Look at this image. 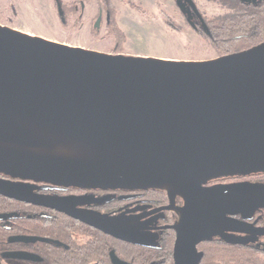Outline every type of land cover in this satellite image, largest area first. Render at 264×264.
Instances as JSON below:
<instances>
[{
	"label": "water",
	"instance_id": "water-1",
	"mask_svg": "<svg viewBox=\"0 0 264 264\" xmlns=\"http://www.w3.org/2000/svg\"><path fill=\"white\" fill-rule=\"evenodd\" d=\"M0 172L183 195L175 264H199L196 244L219 232L230 208L264 206V186L201 188L209 178L264 172V42L176 61L106 54L0 25ZM23 192L0 180L1 195L24 200ZM26 200L62 210L65 203Z\"/></svg>",
	"mask_w": 264,
	"mask_h": 264
},
{
	"label": "flooded vegetation",
	"instance_id": "flooded-vegetation-1",
	"mask_svg": "<svg viewBox=\"0 0 264 264\" xmlns=\"http://www.w3.org/2000/svg\"><path fill=\"white\" fill-rule=\"evenodd\" d=\"M54 1L59 12H66V9L83 12L85 8L84 3L78 7L64 0ZM236 1L244 4L260 2ZM107 2L102 0L99 3L95 25L98 31L103 26L106 30L110 23V12L105 8ZM174 2L195 30L221 27L219 23L206 18L196 0L192 2L203 22L187 0ZM112 4L114 6V0ZM233 9L235 12L238 10L234 6ZM0 180L25 188L22 193L24 200L0 194V261L117 264L113 260L116 257L126 264H175L174 254L179 236L175 227L182 225L186 207L183 195L171 196L167 189L155 187L68 186L3 172H0ZM220 185L260 190V186H264V172L209 178L201 188ZM32 196L63 200L65 203L60 205L64 208L26 200ZM230 211L225 213V220L217 225L219 232L210 234L196 244L197 252L202 254L199 264H260V255L264 257V206L259 203L251 208L232 207ZM77 214L91 222L76 217ZM250 254L257 258L253 259Z\"/></svg>",
	"mask_w": 264,
	"mask_h": 264
},
{
	"label": "rangeland",
	"instance_id": "rangeland-1",
	"mask_svg": "<svg viewBox=\"0 0 264 264\" xmlns=\"http://www.w3.org/2000/svg\"><path fill=\"white\" fill-rule=\"evenodd\" d=\"M64 1L78 7L84 3V11L68 10L66 17H61L54 0H0V25L106 54L176 61H202L221 55L187 23L174 0H114L115 22L125 37L118 53H114L116 41L114 36H107V28L104 30L103 26L98 31L95 27L100 0ZM196 3L208 20L235 12V2L231 0H196ZM0 264L34 263L9 259ZM260 264H264L262 255Z\"/></svg>",
	"mask_w": 264,
	"mask_h": 264
},
{
	"label": "trees",
	"instance_id": "trees-1",
	"mask_svg": "<svg viewBox=\"0 0 264 264\" xmlns=\"http://www.w3.org/2000/svg\"><path fill=\"white\" fill-rule=\"evenodd\" d=\"M231 1H234V7L238 8L235 13L209 20L219 23L221 27L199 30L221 55L238 52L264 42V0H260L257 4ZM105 8L111 16L110 23L107 25V36H114L116 41L114 53H118L125 37L115 22V8L112 0H108ZM64 9H66V4H64ZM67 12L66 9V12L59 13L61 17H66Z\"/></svg>",
	"mask_w": 264,
	"mask_h": 264
}]
</instances>
